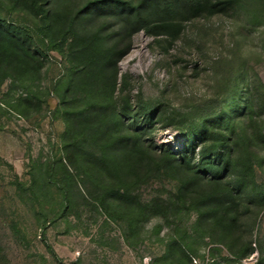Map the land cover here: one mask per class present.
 Returning a JSON list of instances; mask_svg holds the SVG:
<instances>
[{
    "label": "rangeland",
    "instance_id": "1",
    "mask_svg": "<svg viewBox=\"0 0 264 264\" xmlns=\"http://www.w3.org/2000/svg\"><path fill=\"white\" fill-rule=\"evenodd\" d=\"M226 1L223 12L178 2L182 12L168 17L177 24L171 34L132 35L117 60L126 89L119 83L116 91L119 105L128 97L122 106H131V115L150 117L141 132L157 157L162 150L178 156L183 133L197 134L195 161L200 148L208 155L224 144L228 164L223 159L219 178L238 198V218L230 236L219 237L205 231L188 203L167 222L147 215L139 221L125 203L105 211L77 189L65 194L67 63L37 17L0 0V23L22 30L26 45L42 53L40 68L0 82V264H264V0ZM84 169L79 163L69 170L73 185L107 183L97 168L87 178ZM174 183L146 181L133 194L144 202L171 196ZM170 238L187 250L189 263L177 248L172 256Z\"/></svg>",
    "mask_w": 264,
    "mask_h": 264
},
{
    "label": "trees",
    "instance_id": "2",
    "mask_svg": "<svg viewBox=\"0 0 264 264\" xmlns=\"http://www.w3.org/2000/svg\"><path fill=\"white\" fill-rule=\"evenodd\" d=\"M167 2L13 0L12 3L37 17L40 33L53 43L68 66L66 96L62 102L65 123L62 162L68 185L65 194L77 189L83 198H93L105 211L112 203H125L135 209L136 216L132 217L139 221L141 215H147L167 222L188 203L196 209L198 222L207 223L208 234L215 231L219 237L230 236L238 218L235 206L238 198L229 181L222 182L219 178L225 170L223 159L228 164L227 156L220 149L224 144L211 147L208 155L200 148L195 161L197 134L183 133L185 144L180 146L178 156L162 150L157 157L146 146L141 132L150 117L146 112L131 115V106H122L128 104V97L122 104L117 103L119 83L121 92L126 89V79L119 74L117 60L129 50L132 35L139 31L150 36L171 34L177 24L168 17L182 12L178 2H189L188 9L197 12H223L229 5L226 0ZM22 33L18 28L0 23V82L8 75L15 80L22 71L42 66V53L31 50ZM79 163L88 169L97 168L107 183L102 184V179L97 183L92 181L90 190L82 180L73 185L69 170ZM88 169H84L85 175ZM164 177L175 181L171 196L144 202L133 194L144 182ZM259 195L264 197V189ZM168 248L172 256L175 253L172 249L177 248L182 261H191L176 238H170Z\"/></svg>",
    "mask_w": 264,
    "mask_h": 264
}]
</instances>
